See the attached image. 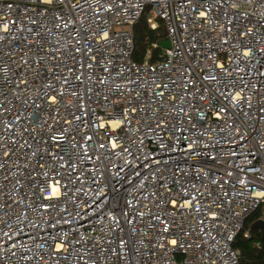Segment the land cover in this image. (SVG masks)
Masks as SVG:
<instances>
[{
    "label": "built area",
    "instance_id": "1",
    "mask_svg": "<svg viewBox=\"0 0 264 264\" xmlns=\"http://www.w3.org/2000/svg\"><path fill=\"white\" fill-rule=\"evenodd\" d=\"M263 204L264 0H0V264H240Z\"/></svg>",
    "mask_w": 264,
    "mask_h": 264
},
{
    "label": "trees",
    "instance_id": "2",
    "mask_svg": "<svg viewBox=\"0 0 264 264\" xmlns=\"http://www.w3.org/2000/svg\"><path fill=\"white\" fill-rule=\"evenodd\" d=\"M133 31L134 61L140 64L162 62L165 50L160 46L168 41L163 22L159 20L158 27L153 30L144 15ZM233 248L240 255V264H264V204L246 219Z\"/></svg>",
    "mask_w": 264,
    "mask_h": 264
},
{
    "label": "water",
    "instance_id": "3",
    "mask_svg": "<svg viewBox=\"0 0 264 264\" xmlns=\"http://www.w3.org/2000/svg\"><path fill=\"white\" fill-rule=\"evenodd\" d=\"M162 49H164V50H168V49H170V47H171V44H170V42L169 41H167V42H165V43H163V44H161V46H160Z\"/></svg>",
    "mask_w": 264,
    "mask_h": 264
}]
</instances>
